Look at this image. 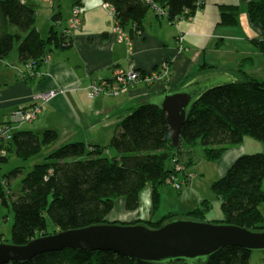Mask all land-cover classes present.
<instances>
[{
	"label": "trees",
	"instance_id": "1",
	"mask_svg": "<svg viewBox=\"0 0 264 264\" xmlns=\"http://www.w3.org/2000/svg\"><path fill=\"white\" fill-rule=\"evenodd\" d=\"M32 1L0 0V60L16 49L19 62L25 66L32 63L30 68L34 67V74L28 68L25 70V79L38 76L54 49L73 44L70 35L73 29L68 24L62 25L61 0H51L52 24L42 30L36 25L38 11ZM69 1L73 9H80L82 0ZM103 1L112 7L118 27L127 30L131 38L144 31L149 11L176 23L192 19L203 7L201 0ZM219 8L220 25L239 23L238 5L222 3ZM248 14L262 26L263 33L251 42L264 54V0L250 2ZM252 60L251 57L243 59L236 69L228 72L235 77L234 81L206 91L193 104L182 127L178 149L172 145L166 112L148 102L135 107L120 122L107 146L88 145L83 141L60 143L54 129L42 133L16 129L8 142L0 141V207L14 214L11 239L2 241L23 245L42 235L108 223L107 217L119 198L125 199L128 210H137L140 193L148 184L154 186L153 209L158 210L159 188L166 185V179L173 174L169 164L181 159L184 144L201 143L205 158L216 161L229 146L242 144L247 136L264 142V80L244 68ZM213 70H216L214 66L202 65L198 74L187 82ZM110 150L115 155H110ZM10 154L24 161L34 157L43 160L23 175L22 166L5 170ZM187 165L189 169L190 160ZM21 175L18 188H13L10 181ZM211 189L221 203L223 217L219 223L264 230V153L239 156L227 173L212 183ZM210 208L209 202L204 201L200 207L186 213L170 212L156 221L137 220L128 224L143 223L158 228L176 218L204 221ZM252 252L242 247L223 248L199 264H252ZM5 264L153 263L112 251L66 248L39 254L25 262ZM169 264L188 263L176 260Z\"/></svg>",
	"mask_w": 264,
	"mask_h": 264
},
{
	"label": "crops",
	"instance_id": "2",
	"mask_svg": "<svg viewBox=\"0 0 264 264\" xmlns=\"http://www.w3.org/2000/svg\"><path fill=\"white\" fill-rule=\"evenodd\" d=\"M52 1H34L38 11V29L42 30L44 25L52 24ZM201 1L203 7L192 19L176 23L170 22L167 16H158L155 11H149L145 17L144 31L132 38L127 36L121 40L112 7L103 0H82L81 24L70 33L73 44L68 48L54 49L44 61L40 76L22 79L27 67L19 62L16 51L0 60V122L9 121L20 108L37 103L36 95L55 90L59 94L48 102L45 100L47 103L43 104L37 119L30 123L31 126L27 129L37 133L54 129L58 132L60 143L83 141L88 145L107 146L117 133L120 122L135 107L150 103L149 100L153 97L167 91L180 88L188 79L198 74L202 65L208 64L216 68L208 73H227L236 69L243 59L248 58L238 44H245L243 39L251 42L252 38L263 33L260 22L252 21L248 14L249 3L255 0ZM222 3L238 5L239 11L242 9L247 12L249 25L240 20L243 33L241 29L228 31L229 29L223 27L230 26L219 24V4ZM68 7L69 16L64 20L63 14V26L69 24L71 18L73 8L70 1ZM42 17L47 22L39 26L38 18ZM238 25L239 23L236 26ZM250 30L252 35L248 33ZM180 36H183L181 43L178 39ZM230 41L234 42L233 48H230ZM231 50L234 51L232 55L237 57L232 60L234 65L229 64L230 58L227 59ZM225 54L228 56L222 57ZM215 55L218 57L215 58ZM166 60H172L171 73L167 80L153 84L140 81L119 96L102 94L92 98L88 94V85L92 81L111 79L119 68L138 70L146 74L158 69ZM221 64L223 65L220 66ZM248 64L253 65L254 60ZM17 129L25 128L20 125ZM108 153L115 155V152ZM244 153L238 154L236 149L228 150L220 160L222 163H218V166L227 167L222 175H225L234 161ZM192 169L195 170L194 167L189 170ZM192 181L191 179L188 186L179 192L182 208L175 207L168 212H161L160 208L154 210V186L148 184L140 193V206L137 210H128L125 199L119 198L107 219L109 222L126 223L137 220L156 221L170 212L192 211L200 207L204 199H210L198 195L194 189L196 185L192 186ZM208 219L210 220L209 217Z\"/></svg>",
	"mask_w": 264,
	"mask_h": 264
},
{
	"label": "water",
	"instance_id": "3",
	"mask_svg": "<svg viewBox=\"0 0 264 264\" xmlns=\"http://www.w3.org/2000/svg\"><path fill=\"white\" fill-rule=\"evenodd\" d=\"M234 80L228 72L204 73L178 89L149 100L166 112L174 149L181 146L182 127L193 104L206 91ZM230 247L264 250V230L187 218L166 221L158 228L143 223L108 222L42 235L23 245L0 242V264L25 262L39 254L66 248L112 251L153 264H169L176 260L199 264Z\"/></svg>",
	"mask_w": 264,
	"mask_h": 264
},
{
	"label": "rangeland",
	"instance_id": "4",
	"mask_svg": "<svg viewBox=\"0 0 264 264\" xmlns=\"http://www.w3.org/2000/svg\"><path fill=\"white\" fill-rule=\"evenodd\" d=\"M68 1L69 0H64V2L62 4V12L65 15L64 16V20H67L68 16H69V7H68ZM32 3L34 4V0L32 1ZM245 13V14H244ZM71 16H72V12H71ZM70 19V18H69ZM243 20V23L245 21V25L248 24L249 25V20H248V16H247V12H243L242 9L239 11V25L241 24V21ZM46 23V19L44 17L42 18H38V25L42 26L43 23ZM48 25V24H46ZM44 25V27L46 26ZM70 26V20H69V24ZM230 26V27H223V26H219V27H223L226 29H229L228 31L232 30H236V29H241V32L243 33V27L240 26ZM44 27L42 29H44ZM247 28V26H245ZM77 29V28H76ZM118 29H121L122 31L126 32V30H124L121 27H118ZM127 33V32H126ZM241 33V34H242ZM250 35L253 34V32L250 30L248 32ZM245 40V44H243L242 42L240 43V45L235 42L236 44H238V47L241 50H244L246 52V56L251 57L254 60V64H245L244 68L250 72H252V74L254 76H256L257 78L264 80V54H262L257 48L256 46H254L249 40L243 39ZM231 46L230 48H233L234 45L232 41H230ZM247 43V44H246ZM235 44V45H236ZM17 52L16 49H14V52ZM231 55L230 57H227L228 55L225 54L222 57H227L230 58V65H234V62H232V60L236 59L237 57H234V51L231 50V52H229ZM218 57V55H215V58ZM32 65V63H28L27 68L29 69V66ZM223 64H221L220 66H222ZM238 67V65L236 66V68ZM249 68V69H248ZM30 71L33 72L34 74V67L32 66V68H30ZM115 74V73H114ZM114 76V75H113ZM23 80H26L24 76H22ZM113 78V77H112ZM111 78V79H112ZM28 80V79H27ZM107 80V79H104ZM110 80V79H108ZM101 81V80H99ZM136 86V85H135ZM133 86V87H135ZM133 87L129 88L132 89ZM128 89V90H129ZM50 92V93H49ZM49 92H45L43 94H39L36 95V99H38L36 105L37 107H39L42 110L43 104L47 103L49 100L47 96L49 94H54V96H57L59 94L58 91L55 90H51ZM62 92V91H60ZM125 93L122 92L121 94ZM53 96V97H54ZM119 96V95H118ZM52 98V97H51ZM47 102H46V101ZM42 104H41V103ZM41 104V105H40ZM30 106H34V103L31 104ZM29 106V107H30ZM17 112V111H16ZM10 120V119H8ZM11 121V120H10ZM6 122V121H4ZM32 123V122H30ZM30 123H25L22 124L23 127L25 129L29 128L31 126ZM236 149L238 154H240L241 152H245V153H249V154H253V153H264V142H261L259 140L253 139L251 137H245L244 138V142L242 144L236 145V146H229L228 150H234ZM227 150V151H228ZM112 154H114L113 150H110ZM226 151V152H227ZM183 156L181 157V159L179 161H177L176 163L173 161L169 164V166L173 167L172 173L175 175V178H178L177 180L181 183V187L180 189L175 188L174 184H170L168 183L167 179H166V185L163 184L160 186V190H161V199L159 202V208L161 209V212H168L169 210L173 209V208H182L181 206V199L179 198L181 192L184 188H186L188 186V184L190 183L191 179L192 181V186L196 185L195 192L200 195L202 198H210L209 200H203L202 203L204 201H208L209 205H210V213H207V217L210 218V221L213 222H222V215H221V208H220V201L218 199V197L216 196V194L212 191L211 189V185L214 181L218 180L219 178H221L223 175V173L227 170L226 166H218V163H222L220 162L222 156L226 153H224L221 158H219L216 161H209L205 158V152H204V147L202 146L201 143H197L195 145H183ZM108 154V153H107ZM43 159L41 157H34L31 158L30 160L24 161L21 159H18L14 154H10V162L9 164L5 167V170L8 171L12 168L18 167V166H22L25 168V170L23 169V175H24V171L29 170L35 163L42 161ZM191 161V167H194L195 170L192 169V171H190L188 169V165L187 162ZM230 162V161H228ZM178 164V165H177ZM227 164V162H226ZM229 164V163H228ZM181 167L180 169H177V167ZM194 173V174H193ZM19 176L16 179H12L10 181L11 185L13 188H18V184L22 178V176ZM179 202L176 204V202ZM209 220V219H208ZM14 223V214L13 212H9L8 210L4 209L3 207H0V242H3V240H10L11 239V230H12V226ZM126 223V222H123ZM127 223H131V222H127ZM50 226H52L50 224ZM251 263L252 264H264V250H259V251H253L252 252V256H251Z\"/></svg>",
	"mask_w": 264,
	"mask_h": 264
},
{
	"label": "built area",
	"instance_id": "5",
	"mask_svg": "<svg viewBox=\"0 0 264 264\" xmlns=\"http://www.w3.org/2000/svg\"><path fill=\"white\" fill-rule=\"evenodd\" d=\"M81 24L80 9L74 8L72 10V16L70 18V28L76 29ZM120 38L124 40L127 38V33L119 29ZM179 42L183 41V36H180ZM172 60H166L162 65L152 71L151 73L143 74L138 70L132 69H122L116 70L114 76L110 80L92 81L88 85V94L90 97L95 98L102 94L109 96H118L122 92H126L129 88L135 86L138 82L144 81L146 84H153L157 81L167 80L171 73V63ZM30 69V66H29ZM41 73L38 75L40 76ZM50 93V92H49ZM48 99L54 96V94H49ZM47 100V99H46ZM41 105V104H40ZM41 109L37 107L36 103L34 106H28L20 108L9 121L0 123V141L8 142L12 138V133L17 129L18 126L32 122L35 117L40 113ZM176 163V161H174ZM178 165V164H177ZM181 167H177L180 169ZM172 174L168 177L167 181L170 184H174L175 188L180 189L181 183ZM166 181V182H167Z\"/></svg>",
	"mask_w": 264,
	"mask_h": 264
}]
</instances>
